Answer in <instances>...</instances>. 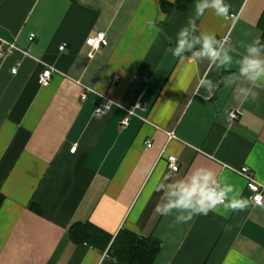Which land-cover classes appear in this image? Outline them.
Returning <instances> with one entry per match:
<instances>
[{"label": "crops", "instance_id": "0c3cea01", "mask_svg": "<svg viewBox=\"0 0 264 264\" xmlns=\"http://www.w3.org/2000/svg\"><path fill=\"white\" fill-rule=\"evenodd\" d=\"M162 1L170 2L0 0V39L27 52L0 58V264H116L70 240V226L87 222L112 236L122 227L153 236V264H264V202L254 204L233 171L246 165L264 184V77L240 72L248 46L259 38L260 48L264 0H224L227 19L211 8L196 18L198 0L168 11ZM185 27L190 41L215 34L230 62L194 56L199 43L173 56ZM98 31L107 44L90 55L85 41ZM46 65L56 72L41 86ZM98 94L120 106L94 116ZM125 107L137 115L121 126ZM231 110L241 112L233 123ZM199 168L231 187L225 204L244 198L248 206L219 205L186 223L176 222L186 214L177 209L157 214Z\"/></svg>", "mask_w": 264, "mask_h": 264}, {"label": "clouds", "instance_id": "9594fccd", "mask_svg": "<svg viewBox=\"0 0 264 264\" xmlns=\"http://www.w3.org/2000/svg\"><path fill=\"white\" fill-rule=\"evenodd\" d=\"M230 7V5L224 3V0H198L195 6L196 18L202 16L206 9L211 8L217 16L227 19ZM189 26L193 29L196 27L194 19L191 17L189 18ZM178 37L175 49L170 48L175 57L182 58L184 52L193 49L194 43H199L201 49L193 53L194 56L207 57L212 61L220 60L221 64L230 62V57L227 54H224L223 59H220L221 51L217 47L219 41L216 40L215 34H202L201 37L193 38V41H190L188 39V28L185 27L179 31ZM258 43L259 38L248 46V55L243 58L240 69L241 74L247 76L253 82L264 77V59L259 57L260 48L255 46ZM253 99H256L255 94ZM231 190L229 186L220 187L212 170L199 168L191 173L188 182L181 180L174 186V190L170 195L175 199H170L163 205L158 203L154 211L161 215H171L172 210L177 209L186 214L177 215L176 222L186 223L196 215H207L209 211H215L219 205H224L233 211L244 210L249 204V200L244 198H233L225 204L227 193Z\"/></svg>", "mask_w": 264, "mask_h": 264}, {"label": "trees", "instance_id": "16d2710c", "mask_svg": "<svg viewBox=\"0 0 264 264\" xmlns=\"http://www.w3.org/2000/svg\"><path fill=\"white\" fill-rule=\"evenodd\" d=\"M191 1H162L161 6L164 11L172 7L184 10ZM261 28L264 34L263 22ZM259 47L264 51V35ZM2 200L3 196L0 194V204ZM68 236L74 243H85L106 251L116 264H153L160 246L159 241L153 236L145 237L126 227L120 228L116 235L112 236L90 222L74 223L68 230Z\"/></svg>", "mask_w": 264, "mask_h": 264}, {"label": "built area", "instance_id": "2783aa9c", "mask_svg": "<svg viewBox=\"0 0 264 264\" xmlns=\"http://www.w3.org/2000/svg\"><path fill=\"white\" fill-rule=\"evenodd\" d=\"M231 17H235L234 15H230ZM229 42L228 37H224L222 39L221 44ZM86 45L90 48L89 54L92 55V53L95 50H98L102 46L107 44V36L105 31H98L96 34L91 35L87 37L85 41ZM60 50L64 48V46L59 47ZM21 52L24 55H27V52L22 49L17 43L15 42H9L0 39V58H5L10 55H12L14 52ZM18 65H15L11 69V73L15 74L18 70ZM56 72V69L53 66L46 65L45 68L42 70V72L39 75V84L41 86H47L51 79L52 74ZM120 78L119 75L114 76V81H118ZM84 87V86H83ZM90 88L84 87V90L81 93V99L84 100L86 98V93L89 91ZM97 99L95 102V106L93 109V115L94 116H102L108 114L114 107L120 106L117 102H115L113 99L108 97L105 94H98ZM136 106H140V102L136 104ZM135 106V107H136ZM135 107H125V116L121 119L120 124L121 126H125L128 124L131 116L137 115L135 112ZM241 115V112L239 110H231L228 113L227 119L230 123H233L236 119L239 118ZM169 138H173L174 133L170 132L168 133ZM151 143H147V146H150ZM75 147H73V150ZM167 164L171 171L176 172L179 169V163L174 155H169L167 157ZM233 171L242 176L246 180V187L248 191L250 192V199L251 201L256 205H262L264 202V184L260 183L254 175L253 170L248 166H241L238 168H233Z\"/></svg>", "mask_w": 264, "mask_h": 264}]
</instances>
